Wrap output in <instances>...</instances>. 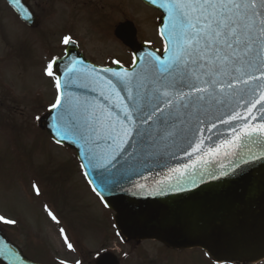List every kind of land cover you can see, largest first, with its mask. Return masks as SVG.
<instances>
[{
    "label": "snow or ice",
    "instance_id": "snow-or-ice-1",
    "mask_svg": "<svg viewBox=\"0 0 264 264\" xmlns=\"http://www.w3.org/2000/svg\"><path fill=\"white\" fill-rule=\"evenodd\" d=\"M10 2L19 4L21 0ZM148 2L158 5L164 13L159 30L165 43L163 56L153 51L137 57L143 67L123 75L113 72L115 80L100 77L91 65L86 71L66 66L63 84L53 70L55 58L48 63L44 73L54 78L57 89L56 102L51 105L58 110L57 131L64 139L75 137L72 142L84 149L89 167L110 172L122 160L142 162L146 157L141 153L154 155L153 150L175 144L182 136L187 138L186 133L194 135L200 131L199 125L212 118L228 125L243 120L247 129V117L239 109L251 113L255 108L261 124L244 131L242 138L250 152L245 141L256 145L254 134L264 135V0ZM26 11L21 15L29 19L30 15H24ZM63 43L75 41L65 36ZM73 86L91 92L99 89V98L81 99L72 92L64 93L62 98L61 88ZM210 127L215 129V122ZM110 183L106 182V186ZM33 189L40 194L37 185L33 184ZM93 191L103 199L99 191ZM45 210L54 222L60 223L47 206ZM0 221L16 223L3 216ZM59 231L72 249L65 230Z\"/></svg>",
    "mask_w": 264,
    "mask_h": 264
},
{
    "label": "water",
    "instance_id": "water-1",
    "mask_svg": "<svg viewBox=\"0 0 264 264\" xmlns=\"http://www.w3.org/2000/svg\"><path fill=\"white\" fill-rule=\"evenodd\" d=\"M6 1L23 22L32 24L31 14L29 19L21 15L27 10L24 0L19 4ZM141 1L163 13L158 5ZM24 15H29L28 10ZM132 29L131 24L123 25L118 29V36L133 50L135 59L153 52L135 43L129 35ZM142 67L135 60L130 70L104 73L96 69V72L105 80H115L113 72L123 75ZM60 79L63 84L65 78ZM67 92L81 99L99 98V89L91 92L75 86L62 87V98ZM239 111L247 117V129L243 120L228 125L212 118L209 123L199 125L200 131L194 135L186 133L187 138L182 136L175 144L153 150L154 155L141 153V157H146L142 162L122 160L110 172L89 167L84 149L72 142L75 137L70 135L64 139L57 131L60 127L57 109L48 113L43 128L53 141H60L57 144L76 151L80 164L85 165L87 181L101 193L103 199L99 198L104 205L115 213L116 227L124 237L156 240L177 250L198 248L217 262L250 263L264 258V135L254 134L256 145L245 141L251 148L249 152L242 144L243 132L259 128L260 113L255 108L251 113L243 108ZM252 115L257 119L252 120ZM212 122L216 124L215 129L210 127ZM108 181L111 183L106 186ZM139 185L143 187H136ZM107 260L104 256L97 264H105ZM0 263L35 264L1 232Z\"/></svg>",
    "mask_w": 264,
    "mask_h": 264
},
{
    "label": "rangeland",
    "instance_id": "rangeland-1",
    "mask_svg": "<svg viewBox=\"0 0 264 264\" xmlns=\"http://www.w3.org/2000/svg\"><path fill=\"white\" fill-rule=\"evenodd\" d=\"M83 1L91 4V13H101L92 5L99 2L108 6L105 13L110 14L112 22L130 20L147 29V24L141 19L148 11L139 0ZM63 11H67L65 6ZM74 15L77 36L93 53L102 52L104 49L91 40L94 38L88 30L90 14L78 7ZM13 27L15 36L23 34L15 24ZM110 44L111 48L106 49L111 52L114 39L110 40ZM36 63L30 59L27 71L15 64L9 67L10 96L16 102L10 108L0 109V216L16 221L15 224L0 221L7 235L24 249L29 246L28 242L40 247L33 245L38 254H42L44 249L52 264H60L61 261L75 264L79 261L78 250L80 253L83 251L80 243L77 248L74 246L76 238L86 246H83L84 264H88L90 256H98L106 248H113L117 254L121 252V264L153 262L159 253L163 259H171L173 264H208L209 258L200 250L174 251L152 242H142L137 247L133 244L131 249L128 243L112 232L109 225L112 222L111 213L90 189L76 165L75 153L67 147L55 145L39 130V124L52 108L57 93L54 78L42 75ZM33 101L37 102L34 104ZM33 184L39 188V195ZM45 206L55 214L59 224L51 219ZM60 228L65 230L72 249L65 244ZM23 252L29 259L46 264L33 253ZM126 255L128 257H124Z\"/></svg>",
    "mask_w": 264,
    "mask_h": 264
},
{
    "label": "flooded vegetation",
    "instance_id": "flooded-vegetation-1",
    "mask_svg": "<svg viewBox=\"0 0 264 264\" xmlns=\"http://www.w3.org/2000/svg\"><path fill=\"white\" fill-rule=\"evenodd\" d=\"M24 3L29 15L31 13L32 24L21 22L6 1L0 0V94H2L0 96V107L2 108L10 107L12 103L16 102L10 96L12 95V86L8 84V81L10 83L8 70L13 64L18 65L23 71H27L30 68V59H32L37 61L38 70L46 76L44 69L50 61L54 58L55 63L62 61L67 52H71L76 56L77 61L82 57L87 63L97 68H130L134 61L133 52L117 35L118 27L126 23H133L135 42L155 50H159L161 47L158 29L162 15L146 6L148 12L141 19L147 24V29L144 30V27H139L130 20L112 22L110 14L105 13V8H108V6L99 2H93L92 5L96 10L101 11L100 14L97 11L91 13V4L83 0H24ZM63 6H65L66 12L63 11ZM78 7L90 14L88 30L94 38L91 40L99 48L104 49L102 52L93 53L77 36L74 11L76 12ZM14 24L22 29L23 34L21 36H15L13 32ZM65 36L71 37L75 43L64 44L63 38ZM110 38L114 39L115 42L111 52L106 49L111 48L109 46ZM15 40L16 43H14ZM114 61L119 63H113ZM66 66L74 68L73 64H66L58 69L53 65L55 75L66 74ZM40 101L42 104L44 103L41 98ZM36 102L34 101V103ZM133 244L137 247L140 243L134 242ZM133 244L129 245L131 249ZM124 257H128V255ZM170 260L163 259L159 253L153 262L151 260H147V262L151 264H173ZM257 264H264V260Z\"/></svg>",
    "mask_w": 264,
    "mask_h": 264
}]
</instances>
